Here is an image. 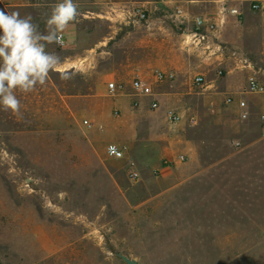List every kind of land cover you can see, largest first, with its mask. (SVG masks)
<instances>
[{
	"label": "rangeland",
	"instance_id": "obj_1",
	"mask_svg": "<svg viewBox=\"0 0 264 264\" xmlns=\"http://www.w3.org/2000/svg\"><path fill=\"white\" fill-rule=\"evenodd\" d=\"M179 1L76 0L64 47L46 48L73 78L51 72L17 92L19 119L0 111V264H125L118 252L140 264H264V92L250 86L264 83V10L233 28L252 58L220 34L246 0H192L178 18ZM55 3L0 9L30 13L43 32ZM197 17L222 23L210 47L194 43ZM156 71L174 78L157 83ZM136 77L158 109L136 95Z\"/></svg>",
	"mask_w": 264,
	"mask_h": 264
},
{
	"label": "clouds",
	"instance_id": "obj_2",
	"mask_svg": "<svg viewBox=\"0 0 264 264\" xmlns=\"http://www.w3.org/2000/svg\"><path fill=\"white\" fill-rule=\"evenodd\" d=\"M76 0H56L40 31L29 13L21 16L18 10L0 9V111L17 119L22 117L21 99L16 95L29 94L43 87L51 72L62 81L73 73L62 70L64 61L49 45L64 47V34L79 17Z\"/></svg>",
	"mask_w": 264,
	"mask_h": 264
},
{
	"label": "built area",
	"instance_id": "obj_3",
	"mask_svg": "<svg viewBox=\"0 0 264 264\" xmlns=\"http://www.w3.org/2000/svg\"><path fill=\"white\" fill-rule=\"evenodd\" d=\"M192 2V0H180L179 4H177V7L175 9V15L178 18L181 17H186L188 16V12H186V7ZM247 3L249 4V7L252 11L259 12L264 10V0H247ZM226 10V9H225ZM230 13L233 16L242 18V13L238 8H233ZM140 20H145L146 19V14L145 12H139L137 15ZM193 31H192V36L194 39V43L196 45H205V46H211L213 44V40L217 38V32L219 30L220 24L214 21H207L201 17H197L193 20ZM64 42H66V36L64 35ZM155 81L157 83H162L167 80L173 79V75H167L161 71H156L155 72ZM205 81V78L203 76H197L195 78V84L198 86H201ZM251 89L257 93H262L264 92V83L261 81L256 80L253 78L250 83ZM112 89H114V85L111 86ZM133 90L135 91L137 96H142L146 98H152L151 101L149 102V106L151 109H158L159 108V101L156 97V93L154 92V89L152 85L140 77H136L133 80L132 83ZM137 106H140L139 102H136ZM169 118L173 122H179L181 120V117L174 113L170 112L169 113ZM193 123L195 124L196 122L193 120ZM84 127L86 129H93V124L89 122L88 120H85L83 122ZM108 154L113 157L114 159L117 160H123L125 159L123 151L116 147V146H110L108 148ZM185 162V157L180 156L176 160H171L166 163L168 168L174 167L177 163H183ZM128 177L130 180L134 183H139L141 180V175L139 170L136 168V166H133L132 164L130 165V169L128 171Z\"/></svg>",
	"mask_w": 264,
	"mask_h": 264
},
{
	"label": "crops",
	"instance_id": "obj_4",
	"mask_svg": "<svg viewBox=\"0 0 264 264\" xmlns=\"http://www.w3.org/2000/svg\"><path fill=\"white\" fill-rule=\"evenodd\" d=\"M230 2L232 3L231 0H225V2ZM222 2V1H221ZM245 4V3H244ZM246 4L247 3V0H246ZM248 7H249V4H248ZM235 8H238L241 13H242V18H239V17H236V16H233L231 13L229 15H227L229 17V20H228V24H226V26H224L221 30V37L227 41L228 43L234 45V46H238V48H240V51H241V54L245 55V56H250L252 57L253 54L249 52V50H247L245 47H240V43H239V40H238V37L237 35L233 32V28L234 26L236 25H239L237 24V22H242L246 19H249L251 20L252 22V10L250 9L249 7V10H243L242 7L238 6V7H235ZM233 8H230V11L232 10ZM245 22V21H244ZM242 22V23H244ZM218 23V22H217ZM220 23V22H219ZM222 25V23L220 24V26ZM241 26V25H239ZM220 29V27H219ZM219 35V30L217 32V37ZM253 58V57H252Z\"/></svg>",
	"mask_w": 264,
	"mask_h": 264
},
{
	"label": "water",
	"instance_id": "obj_5",
	"mask_svg": "<svg viewBox=\"0 0 264 264\" xmlns=\"http://www.w3.org/2000/svg\"><path fill=\"white\" fill-rule=\"evenodd\" d=\"M116 256L121 259L125 264H140L139 261L135 258H131L127 255H124L122 253H116Z\"/></svg>",
	"mask_w": 264,
	"mask_h": 264
}]
</instances>
